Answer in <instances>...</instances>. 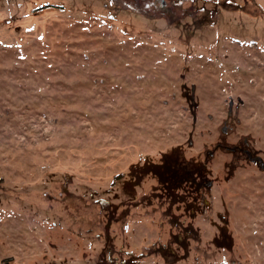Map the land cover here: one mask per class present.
<instances>
[{
  "label": "rangeland",
  "instance_id": "obj_1",
  "mask_svg": "<svg viewBox=\"0 0 264 264\" xmlns=\"http://www.w3.org/2000/svg\"><path fill=\"white\" fill-rule=\"evenodd\" d=\"M151 1L0 0V264H132L129 252L135 264H264V172L251 163L219 151L209 164L231 254L200 221L178 257L161 208L113 191L143 156L217 140L230 98L226 143L245 138L264 162V0H217L235 6L215 23ZM182 83L195 85V126Z\"/></svg>",
  "mask_w": 264,
  "mask_h": 264
},
{
  "label": "flooded vegetation",
  "instance_id": "obj_2",
  "mask_svg": "<svg viewBox=\"0 0 264 264\" xmlns=\"http://www.w3.org/2000/svg\"><path fill=\"white\" fill-rule=\"evenodd\" d=\"M165 4L166 2L163 1L156 3L152 0L148 5L149 7L162 6L163 9ZM237 114L238 106H233L232 103L229 109L227 105L226 117L217 127V140L207 144L208 147L213 145L212 149H208L205 145L196 155L187 156L182 144L177 143L172 149L161 153L159 160H153L148 156L140 158L138 163L133 165L127 179L122 173L114 176V190L112 189L114 192L117 191L134 205L139 198V203H152L161 208L168 219L166 230L170 238L162 243L163 247L170 248L173 253L177 252L178 257H186L191 247V240L199 238L200 221L208 226L211 242L232 253L234 238L230 228L229 213L228 211L225 213L227 209L223 201L221 209H218L213 201L214 197L210 188L219 181V177L210 174L209 164L217 152L223 151L229 155V161L226 164L230 167L236 166L240 161H246L264 172L261 154L253 150L249 140L244 138L231 145L226 143V137L235 130L234 119ZM213 119L214 117L209 121L212 122ZM204 133L211 136L212 130L198 132L200 136ZM193 135V130L187 135L186 144L189 149L193 146ZM188 139H191V144H188ZM143 176L148 178L147 180H154L156 185L152 187L147 185L144 189L140 186L142 183L140 179ZM226 178V174L221 177V179ZM128 182L133 183L130 188L126 187ZM138 194L142 196L137 197ZM173 245L176 246L173 247ZM192 248H196V244ZM129 253L130 262L135 264L139 256Z\"/></svg>",
  "mask_w": 264,
  "mask_h": 264
},
{
  "label": "trees",
  "instance_id": "obj_3",
  "mask_svg": "<svg viewBox=\"0 0 264 264\" xmlns=\"http://www.w3.org/2000/svg\"><path fill=\"white\" fill-rule=\"evenodd\" d=\"M200 1H204V3H210L211 5L209 6V5H206V4H204V5L199 4ZM216 1L217 0H175V1L172 2L173 5L170 8H171V10H175V11H179V9L184 8V12H204V13H206L205 16L206 17L208 16L207 19L210 22L213 23L214 19H215V16L218 13V10H219L220 7L227 8V7H234L235 6L229 1L228 2H220V3L216 2ZM183 3H187V4L184 5ZM190 21H192V20H190ZM183 23L184 22L178 23V24H176L175 26H172L169 29H167L165 27L161 28L160 31L174 30L175 27L180 26ZM149 29L152 30L153 28L150 27Z\"/></svg>",
  "mask_w": 264,
  "mask_h": 264
},
{
  "label": "water",
  "instance_id": "obj_4",
  "mask_svg": "<svg viewBox=\"0 0 264 264\" xmlns=\"http://www.w3.org/2000/svg\"><path fill=\"white\" fill-rule=\"evenodd\" d=\"M182 94L185 97L186 101L188 102L189 110L193 117V124L196 121V108L198 106V102L195 100V85H191V87L187 86L185 83L181 84ZM233 100L232 98L229 99L228 107L231 109ZM206 116L209 119L213 118V114L207 113ZM188 144H191V139H188ZM227 213V210L225 211Z\"/></svg>",
  "mask_w": 264,
  "mask_h": 264
}]
</instances>
